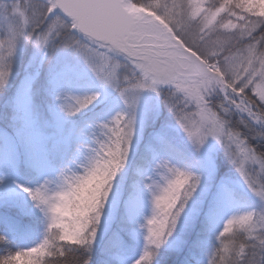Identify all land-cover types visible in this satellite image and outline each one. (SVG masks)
<instances>
[{
	"label": "snow or ice",
	"instance_id": "6c2138e0",
	"mask_svg": "<svg viewBox=\"0 0 264 264\" xmlns=\"http://www.w3.org/2000/svg\"><path fill=\"white\" fill-rule=\"evenodd\" d=\"M262 148L264 0H0V264H264Z\"/></svg>",
	"mask_w": 264,
	"mask_h": 264
},
{
	"label": "trees",
	"instance_id": "16d2710c",
	"mask_svg": "<svg viewBox=\"0 0 264 264\" xmlns=\"http://www.w3.org/2000/svg\"><path fill=\"white\" fill-rule=\"evenodd\" d=\"M38 103L40 105V107L43 109L46 104H47V98L43 95V93L41 92L38 96ZM94 110H92V112L88 113V114H83L81 115L78 120L81 124H85V123H89V122H92V120L94 119ZM255 143V141H254ZM261 150H264V148H262ZM228 168V165L225 164L224 165V169H227Z\"/></svg>",
	"mask_w": 264,
	"mask_h": 264
},
{
	"label": "rangeland",
	"instance_id": "374dc122",
	"mask_svg": "<svg viewBox=\"0 0 264 264\" xmlns=\"http://www.w3.org/2000/svg\"><path fill=\"white\" fill-rule=\"evenodd\" d=\"M82 83V85L84 84V82L82 81L81 82ZM79 91H84L85 90V87L84 86H82L80 89H78ZM92 110H94V119L92 120V121H99V120H101V119H104V118H106L107 117V115L109 114V112L107 111V110H105L104 112H101L100 111V109H99V107H97V108H94V109H90V110H87V111H85L83 114H88V113H90V112H92ZM83 114H81V115H83ZM80 117V116H79ZM78 117V118H79ZM226 170V169H225Z\"/></svg>",
	"mask_w": 264,
	"mask_h": 264
}]
</instances>
